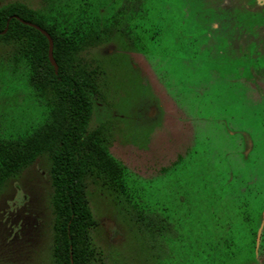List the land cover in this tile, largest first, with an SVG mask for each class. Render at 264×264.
<instances>
[{
  "label": "rangeland",
  "instance_id": "1",
  "mask_svg": "<svg viewBox=\"0 0 264 264\" xmlns=\"http://www.w3.org/2000/svg\"><path fill=\"white\" fill-rule=\"evenodd\" d=\"M14 1L45 15L53 6L71 21L84 11L85 23L110 30L88 55L102 95L88 127L104 128L125 171L124 188L88 186L91 242L104 264H264V0H231L228 13L222 0L0 7ZM221 15L233 26L215 32ZM29 73L21 50L0 43V138L49 119ZM49 168L42 155L0 185V264H46Z\"/></svg>",
  "mask_w": 264,
  "mask_h": 264
},
{
  "label": "trees",
  "instance_id": "2",
  "mask_svg": "<svg viewBox=\"0 0 264 264\" xmlns=\"http://www.w3.org/2000/svg\"><path fill=\"white\" fill-rule=\"evenodd\" d=\"M84 11L71 21L51 6L49 15L21 2L0 7V43L21 50L29 63V84L48 100L49 119L39 131L22 138H0V185L17 178L42 155L50 160L48 183L51 207L46 264H104L91 242L96 225L88 200V186L102 184L124 188V168L106 147L104 128L88 127L93 103L102 99L101 70L89 50L99 42L93 23H85ZM30 21L49 33L57 69L47 57L48 42ZM142 218V217H141ZM158 221L151 218L149 226ZM160 226L171 232L167 219Z\"/></svg>",
  "mask_w": 264,
  "mask_h": 264
},
{
  "label": "flooded vegetation",
  "instance_id": "3",
  "mask_svg": "<svg viewBox=\"0 0 264 264\" xmlns=\"http://www.w3.org/2000/svg\"><path fill=\"white\" fill-rule=\"evenodd\" d=\"M225 2L227 3V7H226V5H225ZM232 1L231 0H222L218 5H220L221 7H223V10L224 11H227V13L230 11V9H231V6H232ZM220 19H223V20H220ZM215 21H217V27L216 26H212V30H214L215 32L216 31H218L220 28H222L223 26H224V24L226 23V22H224V21H228V23L231 25V26H233L232 25V23H231V20L228 18H226V17H224L223 15H221V16H219L218 18H216V20ZM236 26V25H235ZM237 27H239V28H241L243 31H245V29L244 28H242V27H240V26H237ZM99 29V28H98ZM96 30H97V28H96ZM108 32H110V30L109 29H106V28H103L102 30H97V33L98 34H95L97 37L99 36V35H101V34H106V33H108ZM241 49H243V48H241Z\"/></svg>",
  "mask_w": 264,
  "mask_h": 264
},
{
  "label": "water",
  "instance_id": "4",
  "mask_svg": "<svg viewBox=\"0 0 264 264\" xmlns=\"http://www.w3.org/2000/svg\"><path fill=\"white\" fill-rule=\"evenodd\" d=\"M16 18H18L22 23L30 25L34 28H36L37 30H39L42 34H44V36L47 39L48 42V48H47V57L49 62L54 66L55 69H57V64L53 58V54H52V49H53V41L52 38L50 37L49 33L46 32L43 28H41L40 26L36 25L35 23H32L30 21H26L23 19H20L18 16L15 15Z\"/></svg>",
  "mask_w": 264,
  "mask_h": 264
}]
</instances>
